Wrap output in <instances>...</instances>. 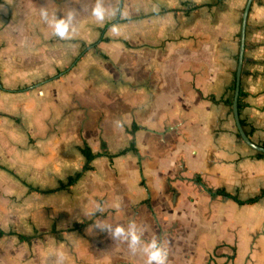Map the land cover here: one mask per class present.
<instances>
[{"label": "crops", "instance_id": "0c3cea01", "mask_svg": "<svg viewBox=\"0 0 264 264\" xmlns=\"http://www.w3.org/2000/svg\"><path fill=\"white\" fill-rule=\"evenodd\" d=\"M142 1L146 19L122 46L100 34L84 0H0V264H53L29 249L71 231L82 240L76 258L66 247L54 264H147L153 237L166 264H264V153L242 142L231 109L246 0ZM73 10L60 39L54 25ZM238 114L264 146V0L247 14ZM133 137L136 151L98 156L67 185L85 161L79 147L96 153L104 142L117 154ZM132 221L135 254L97 228Z\"/></svg>", "mask_w": 264, "mask_h": 264}, {"label": "rangeland", "instance_id": "374dc122", "mask_svg": "<svg viewBox=\"0 0 264 264\" xmlns=\"http://www.w3.org/2000/svg\"><path fill=\"white\" fill-rule=\"evenodd\" d=\"M84 2L86 3L85 6L88 9V7H91L92 5L96 6L97 0H95V3H93V0H84ZM140 2L144 3V1L142 0H102L103 7L105 9V18L103 21H100V25H101L100 34H101V29L103 27L104 28L106 27L105 34H110L109 36L112 38L113 41H119L120 43H122V46L132 45L130 44L133 42L132 38L129 36L130 34H127L128 35L127 38L125 36L126 31L127 32L130 31L129 29L131 25L136 24V23L139 24L142 19H146L145 18L146 15L143 13V11L140 8V4H141ZM117 9H121L120 15H121V19L123 20L115 22L116 14L113 15L112 13L116 11ZM155 18L156 16H150V19H155ZM107 23H109V25L105 26V24ZM91 30L94 31V34H91V35L93 36V38H95L96 32L98 31V29L91 28ZM124 36L127 39V41L125 40ZM127 42H130V43H127ZM56 160L58 159L54 158V168L57 169V167L60 166V163L59 161H56ZM55 179L56 177L54 176L53 181ZM68 194L71 195V192H69ZM36 196H37L36 197L37 205H39L40 203L43 204L44 196L41 195V193L39 192H37ZM55 197L57 198H54L52 200V204L59 205L60 203L59 195ZM22 205L23 207H27V205L24 203ZM22 211H24V209H22ZM37 216H38L37 217L38 226L44 229L43 227H45L49 223V221L47 219L45 220L42 217L43 215L41 216L39 212L37 213ZM70 222H71L70 219L61 218L57 220L58 225L62 227L68 225ZM23 227H24L23 225L20 226V228H23ZM81 241H82L81 237L74 231L62 233L61 237L59 238H54L52 236H44L40 239H37L34 245L29 249V251L36 254V258L37 260H39L40 263L46 262L48 260H52L54 264L60 259L61 253L62 251L66 249V247L69 250L68 254L76 258L75 255L77 253L76 252L77 245L79 243H82Z\"/></svg>", "mask_w": 264, "mask_h": 264}, {"label": "clouds", "instance_id": "9594fccd", "mask_svg": "<svg viewBox=\"0 0 264 264\" xmlns=\"http://www.w3.org/2000/svg\"><path fill=\"white\" fill-rule=\"evenodd\" d=\"M116 11H118V9ZM116 11L112 14L115 15ZM42 15L45 18L47 17L46 12H42ZM74 15L75 12L73 10L68 13L67 17H61L56 21L54 25L55 36L60 39L68 38L69 27L74 19ZM93 15L100 21L104 20L105 9L102 0H97L96 6L93 8ZM97 228L102 232L111 233L112 237L115 239H122L128 244V247L133 254L137 252L139 246L142 244V233H138L134 221L129 223L127 230L122 225H117L113 228L109 224L98 225ZM143 251L147 255V264H166L168 251L167 248L164 247L160 237H153V239L147 243V246L143 248Z\"/></svg>", "mask_w": 264, "mask_h": 264}, {"label": "trees", "instance_id": "16d2710c", "mask_svg": "<svg viewBox=\"0 0 264 264\" xmlns=\"http://www.w3.org/2000/svg\"><path fill=\"white\" fill-rule=\"evenodd\" d=\"M108 24H109V23H107L105 26H108ZM107 39H108V38L105 37V38L102 39V40H107ZM137 128H138V125H136V123H133V124H132V128L130 129V133L133 135L134 132H135V130H136ZM102 148H103L102 151L94 153V152H92V151L90 150V148H88V146H87L86 144H84L82 147H79V150H80V152L82 153V155L84 156L85 161H84V164L82 165V168H81L79 171H77L76 173H74V175H71V176H69V177L67 178V185H70V184L74 183L76 180H78V179L84 174L85 171L92 169L91 162H92L93 159H95V158L98 157V156H106V157H108L109 160L111 161L112 158H113L114 156H116V155L124 154V153H126L127 151H129V150L136 151L134 137H133V139H132L131 144H130L128 147H126V148L120 150L117 154H111V153L107 150V147H106V145H105L104 142H102ZM262 194H263V193H262ZM256 200H257V197H253V198L248 199L246 202H247V203H252V202H254V201H256ZM92 222H93V220H92V219H89V220H87V221H83V222H81V223H74V224H73V228H74V229L82 230L85 226H87L88 224H91ZM52 229H53L52 231L54 232V231H55L54 226H53ZM3 233H4V232H2V231L0 230V234H3ZM8 234H15V233H14L13 231H9ZM40 235H41V234H40ZM17 236H18V238H19L21 241H27V242H30L32 238H34V237H36V236H39V235H37V232H34V234H32V235H22V234H17Z\"/></svg>", "mask_w": 264, "mask_h": 264}, {"label": "water", "instance_id": "95a60500", "mask_svg": "<svg viewBox=\"0 0 264 264\" xmlns=\"http://www.w3.org/2000/svg\"><path fill=\"white\" fill-rule=\"evenodd\" d=\"M252 1L253 0H246L245 6L242 12V17H241L240 48H239V56H238V65H237L236 76H235V90H234V95L232 99L231 109H232L236 129H237L238 135L240 139L242 140V142H244L248 147L258 152L264 153V146L258 145L249 139V137L247 136V134L245 133L243 129V126L240 123L239 114H238L239 78H240V69H241V64H242V54L244 51L246 19H247V14H248ZM201 186L203 189H205V185L203 183H201ZM206 191L211 192L209 189H206Z\"/></svg>", "mask_w": 264, "mask_h": 264}]
</instances>
